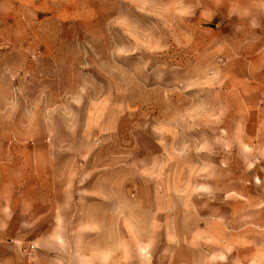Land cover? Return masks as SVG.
Segmentation results:
<instances>
[{
    "label": "rangeland",
    "instance_id": "374dc122",
    "mask_svg": "<svg viewBox=\"0 0 264 264\" xmlns=\"http://www.w3.org/2000/svg\"><path fill=\"white\" fill-rule=\"evenodd\" d=\"M238 1L0 0V264H264Z\"/></svg>",
    "mask_w": 264,
    "mask_h": 264
},
{
    "label": "crops",
    "instance_id": "0c3cea01",
    "mask_svg": "<svg viewBox=\"0 0 264 264\" xmlns=\"http://www.w3.org/2000/svg\"><path fill=\"white\" fill-rule=\"evenodd\" d=\"M228 9L229 11L223 14L226 19L233 20V24L252 23L258 25V59L262 60L261 58H264V0H240L234 2ZM259 108L258 106V119L264 120V108L261 107L260 111ZM261 151H264V149H261ZM262 161L264 160H261V164L258 165V174L260 168L261 178L264 175V163Z\"/></svg>",
    "mask_w": 264,
    "mask_h": 264
}]
</instances>
